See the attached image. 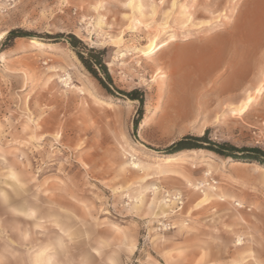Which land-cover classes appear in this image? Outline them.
<instances>
[{"label":"rangeland","instance_id":"rangeland-1","mask_svg":"<svg viewBox=\"0 0 264 264\" xmlns=\"http://www.w3.org/2000/svg\"><path fill=\"white\" fill-rule=\"evenodd\" d=\"M3 33L0 264H264V166L163 154L207 130L264 152V0H0ZM68 35L103 52L113 91L144 96L137 129L139 102L108 95ZM175 54L191 61L172 75ZM232 71L247 76L219 105Z\"/></svg>","mask_w":264,"mask_h":264},{"label":"trees","instance_id":"trees-1","mask_svg":"<svg viewBox=\"0 0 264 264\" xmlns=\"http://www.w3.org/2000/svg\"><path fill=\"white\" fill-rule=\"evenodd\" d=\"M30 37H33L31 33L22 30H14L8 34L6 41ZM68 40L73 49L76 51V55L83 67L98 82V84L108 95L112 97H123L127 98L129 101L139 102V110L137 112V117L134 120V127L137 129L142 120V114L144 112V96L141 95L138 90H134L131 93H125L118 91L117 89H115L116 92L113 91V79L104 62L103 52L94 48L86 47L74 35H68ZM193 151H207L226 160L258 163L264 166L263 151L259 149L248 148L238 149L228 143H214L209 137L208 130L201 137L186 136L182 138L167 148L163 154L172 156L183 152Z\"/></svg>","mask_w":264,"mask_h":264},{"label":"bare ground","instance_id":"bare-ground-1","mask_svg":"<svg viewBox=\"0 0 264 264\" xmlns=\"http://www.w3.org/2000/svg\"><path fill=\"white\" fill-rule=\"evenodd\" d=\"M134 1V0H133ZM191 16L189 15V18ZM218 21H220L219 19H217ZM187 23V22H186ZM211 25L209 24H205L204 27H210ZM165 28H168V26L166 25ZM126 33V32H125ZM122 35V34H121ZM235 35V34H234ZM6 36L5 33H3L1 35V39H4V37ZM230 36V35H229ZM236 36V35H235ZM233 36H231L232 38ZM121 40V38L118 40V44H119V41ZM230 40V38L228 39V41ZM245 40V39H244ZM31 42L33 43H38L37 41H35L34 39L31 40ZM122 42V41H120ZM117 44V45H118ZM42 45V44H40ZM163 45V44H162ZM165 45V44H164ZM160 47V48H159ZM157 45L156 43V38H153L150 40L149 44L146 46V50L147 52L143 55H146V56H150L152 52H154L156 49L157 51L160 50L162 48V46H159ZM159 48V49H158ZM228 48V47H227ZM219 49H222V48H219ZM225 49V48H224ZM218 50V49H217ZM229 50V48H228ZM161 51V50H160ZM219 51V50H218ZM225 51V50H224ZM224 51L220 54H217L216 57L214 56L213 59H208L206 61V64H203L199 67H197V74H196V77H197V82H195V84H193V86L197 85L198 83H202L204 82L205 80H207L208 78H210V76L221 66V64L223 63L222 61L224 60ZM226 52V51H225ZM229 52V51H228ZM143 53V52H142ZM216 53H218L216 51ZM171 57V56H170ZM189 61H191V59H188V58H184V56L180 55H176L173 57L172 55V58H170L169 61H166L164 63H169L173 68L171 74L172 75H177L179 71H183V70H186L184 69V66L186 64H189ZM226 61V59H225ZM224 61V62H225ZM236 61V60H235ZM230 63V62H229ZM183 65V66H182ZM232 65V64H231ZM229 66V65H228ZM235 66V64H234ZM179 67V68H178ZM231 67V66H230ZM235 69V68H234ZM233 69V70H234ZM233 72V71H232ZM194 73V69H189V71H187L185 74H184V77H191ZM246 73L245 72H239V71H234L231 75L229 73V77H228V81L226 82L225 85H223L221 88L217 89L216 93H217V97H216V100H218V103L219 105L223 104L225 100L223 101H219L220 99V96L223 95L224 93H232L234 91H236L240 85L242 84V81L244 80L245 75ZM191 89V88H190ZM215 91V90H214ZM259 92L261 91V89L258 90ZM254 97V96H253ZM253 97H248L246 102L244 103V105L241 107V108H238L232 112L234 113H240V114H244L247 112V110L250 108V106L252 105L253 101H254V98ZM132 102V101H130ZM175 155H172V156H167L168 158H172L174 157ZM175 159V158H174ZM167 162H172L173 160L172 159H168L166 160ZM233 163H235V165H240L239 163L240 162H237V161H233ZM252 165H256V164H252ZM260 168V167H259ZM263 169V168H262ZM14 175V174H13ZM208 199H205V201H207ZM24 208V207H23ZM27 211V210H26ZM25 216L26 217H33L34 216V213L32 212H25ZM164 217V216H163ZM25 218V217H24ZM37 218V217H36ZM63 241V240H62ZM46 256V255H45ZM35 257V256H34ZM50 257V256H49ZM54 257V256H52ZM49 259V258H48ZM36 264H54L51 260H48L47 262L41 257H36Z\"/></svg>","mask_w":264,"mask_h":264},{"label":"built area","instance_id":"built-area-1","mask_svg":"<svg viewBox=\"0 0 264 264\" xmlns=\"http://www.w3.org/2000/svg\"><path fill=\"white\" fill-rule=\"evenodd\" d=\"M163 228H164V230H167V231L171 230V225H170V223H165V224L163 225Z\"/></svg>","mask_w":264,"mask_h":264},{"label":"snow or ice","instance_id":"snow-or-ice-1","mask_svg":"<svg viewBox=\"0 0 264 264\" xmlns=\"http://www.w3.org/2000/svg\"><path fill=\"white\" fill-rule=\"evenodd\" d=\"M161 2H162V0H161ZM126 6H129V7H130V6H131V4L129 3V4H128V5H126ZM0 38H2V37H0Z\"/></svg>","mask_w":264,"mask_h":264}]
</instances>
